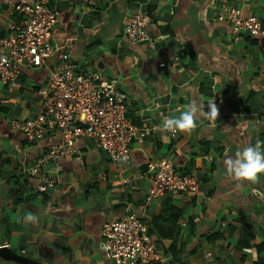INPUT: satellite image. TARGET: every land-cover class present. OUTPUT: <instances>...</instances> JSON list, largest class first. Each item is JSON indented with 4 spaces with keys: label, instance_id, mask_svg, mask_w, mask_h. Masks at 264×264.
Masks as SVG:
<instances>
[{
    "label": "crops",
    "instance_id": "crops-1",
    "mask_svg": "<svg viewBox=\"0 0 264 264\" xmlns=\"http://www.w3.org/2000/svg\"><path fill=\"white\" fill-rule=\"evenodd\" d=\"M26 1L35 0H0V38L9 34ZM48 5L60 11L48 63L23 66L18 89L0 82V264H114L102 230L127 214L147 223L161 254L148 264H264V174L257 184L237 181L226 175L224 164L238 150L264 141V46L249 41L260 37L236 34L217 17L221 6L235 5L243 16L264 23V0ZM137 10L151 15L147 31L159 38L155 47L124 35L126 18ZM66 61L119 80L137 133L122 163L112 161L95 139H77L76 154L41 168L56 180L41 190L40 175L30 169L58 141L56 131L29 139L12 121L41 112L38 90ZM193 99L205 103L204 112L207 101H215L217 120L202 115L191 133L163 132V120L178 116ZM162 158L180 173H195L198 191L148 200L149 164ZM26 214L38 221L25 222ZM218 231L222 235L209 240Z\"/></svg>",
    "mask_w": 264,
    "mask_h": 264
},
{
    "label": "built area",
    "instance_id": "built-area-1",
    "mask_svg": "<svg viewBox=\"0 0 264 264\" xmlns=\"http://www.w3.org/2000/svg\"><path fill=\"white\" fill-rule=\"evenodd\" d=\"M18 11L20 18L13 20L9 34L0 38V82L11 89H18L22 84L23 66L48 63L55 49L54 32L60 18L59 9L50 7L48 0L23 2ZM217 17L228 21L236 34L264 39L263 21L256 16H243L238 6H221ZM151 21L149 13L137 10L125 20V37L132 43L147 40L155 47L159 38L150 37L147 31ZM38 93L43 99L41 112L35 117L14 119L12 126L29 139L56 131L58 141L39 156L30 169L32 174L40 175L41 190L54 187L56 182L41 168L49 162L76 154V140L79 138L95 139L116 163L130 158V143L137 130L127 118L128 98L117 78L79 70L74 63L66 61L52 70ZM149 132L146 129L140 135ZM149 170L152 178L148 200L165 193H196L199 189L198 176L178 172L170 159L162 158L149 164ZM102 236L103 247L114 264H148L161 259L147 223L135 214L123 215L107 223Z\"/></svg>",
    "mask_w": 264,
    "mask_h": 264
},
{
    "label": "clouds",
    "instance_id": "clouds-1",
    "mask_svg": "<svg viewBox=\"0 0 264 264\" xmlns=\"http://www.w3.org/2000/svg\"><path fill=\"white\" fill-rule=\"evenodd\" d=\"M205 103H198L193 99L185 104L179 115H172L163 120L159 126L163 132L175 135L177 132L191 133L197 127V119L207 116L211 120H217L219 109L215 101H207L208 111L204 112ZM126 159V158H125ZM226 175L234 177L237 181L259 183V178L264 174V141L259 139L254 145H248L238 150L234 157H228L224 161ZM264 197V193H259ZM25 222H37L38 218L32 214L23 217Z\"/></svg>",
    "mask_w": 264,
    "mask_h": 264
},
{
    "label": "trees",
    "instance_id": "trees-1",
    "mask_svg": "<svg viewBox=\"0 0 264 264\" xmlns=\"http://www.w3.org/2000/svg\"><path fill=\"white\" fill-rule=\"evenodd\" d=\"M251 38V36L249 35L248 38ZM249 41H251L252 43H260V45H263L264 46V41L260 38H254L252 40L249 39ZM127 111H128V108H127ZM176 217H178V213H176ZM222 235V233H220L219 231L218 232H213L212 234L208 235L207 237L209 238V240L213 241L215 240L216 238L220 237ZM247 245H250L251 243H246Z\"/></svg>",
    "mask_w": 264,
    "mask_h": 264
}]
</instances>
